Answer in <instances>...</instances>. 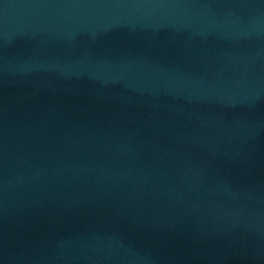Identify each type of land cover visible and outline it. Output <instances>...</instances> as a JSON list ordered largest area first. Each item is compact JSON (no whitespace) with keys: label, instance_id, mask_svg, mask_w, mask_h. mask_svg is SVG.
<instances>
[{"label":"water","instance_id":"95a60500","mask_svg":"<svg viewBox=\"0 0 264 264\" xmlns=\"http://www.w3.org/2000/svg\"><path fill=\"white\" fill-rule=\"evenodd\" d=\"M0 264H264V0H0Z\"/></svg>","mask_w":264,"mask_h":264}]
</instances>
